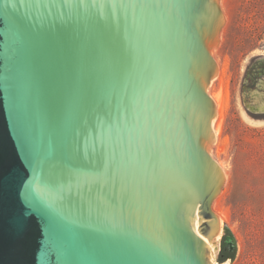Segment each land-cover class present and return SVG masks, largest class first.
<instances>
[{
    "label": "water",
    "instance_id": "95a60500",
    "mask_svg": "<svg viewBox=\"0 0 264 264\" xmlns=\"http://www.w3.org/2000/svg\"><path fill=\"white\" fill-rule=\"evenodd\" d=\"M224 22L219 0H0V264L236 254L212 209Z\"/></svg>",
    "mask_w": 264,
    "mask_h": 264
},
{
    "label": "rangeland",
    "instance_id": "374dc122",
    "mask_svg": "<svg viewBox=\"0 0 264 264\" xmlns=\"http://www.w3.org/2000/svg\"><path fill=\"white\" fill-rule=\"evenodd\" d=\"M222 1L225 13L229 8L233 11L239 2L246 6L247 13H255L241 19L233 13L229 18L225 16L222 36L213 52L218 71L209 91L217 92L223 82L228 97L220 134L214 136L210 149L227 172L212 209L216 215L217 208L224 211L223 224L235 240L236 254L231 264H264V124L247 123L238 102L248 58L264 55V0ZM217 116L213 129L220 120ZM213 259L216 260L215 253Z\"/></svg>",
    "mask_w": 264,
    "mask_h": 264
},
{
    "label": "flooded vegetation",
    "instance_id": "af4514ba",
    "mask_svg": "<svg viewBox=\"0 0 264 264\" xmlns=\"http://www.w3.org/2000/svg\"><path fill=\"white\" fill-rule=\"evenodd\" d=\"M220 7L224 13V16L228 18L230 15H232V13L233 15L235 14L238 19H241L245 15L250 17L251 14L255 13H247L246 6H244L242 2L237 3L233 8V11H230L229 8L227 13H225L221 4ZM235 8L236 13L234 12ZM221 32L220 36H222ZM241 99L249 113L258 117H264V55H254L248 62L242 78ZM226 243H230L227 234L224 235L223 245Z\"/></svg>",
    "mask_w": 264,
    "mask_h": 264
},
{
    "label": "bare ground",
    "instance_id": "6f19581e",
    "mask_svg": "<svg viewBox=\"0 0 264 264\" xmlns=\"http://www.w3.org/2000/svg\"><path fill=\"white\" fill-rule=\"evenodd\" d=\"M220 4L222 5L223 9H226L225 3L222 0H220ZM214 50L212 51V53L214 52ZM220 70L222 71V67L220 68ZM219 77L220 76L218 75L217 78H219ZM212 80H213V78H212ZM212 80H211L210 84L213 83ZM207 92L215 104L216 115H218L217 117H219V119H220L219 122L216 124V126L213 129L214 136H218V134H220V131H221V121H222V118L224 116V112H225L226 107H227L228 93H227V89L224 90L223 82L220 83V88L217 92H210L209 88H208ZM213 122H214V119L212 121V128H213ZM218 164H219L221 170L223 171L224 176H226L227 172L225 171L226 169H225L224 164L220 161H218ZM217 211H218L217 217H218L219 221L224 223V217H225L224 211L221 208H217ZM229 263H230L229 259L225 260L224 262H221V264H229ZM211 264H216L214 259H213V256L211 257Z\"/></svg>",
    "mask_w": 264,
    "mask_h": 264
},
{
    "label": "trees",
    "instance_id": "16d2710c",
    "mask_svg": "<svg viewBox=\"0 0 264 264\" xmlns=\"http://www.w3.org/2000/svg\"><path fill=\"white\" fill-rule=\"evenodd\" d=\"M223 239H224V236H222V241ZM228 257H230L231 259L235 258V247L228 246L227 244L222 245L219 255H218V260L222 262Z\"/></svg>",
    "mask_w": 264,
    "mask_h": 264
}]
</instances>
